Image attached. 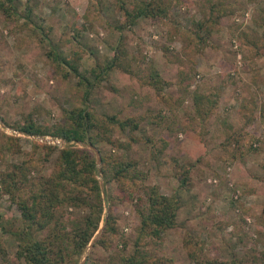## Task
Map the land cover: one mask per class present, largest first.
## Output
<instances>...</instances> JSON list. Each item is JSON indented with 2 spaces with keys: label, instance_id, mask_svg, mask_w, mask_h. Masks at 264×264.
I'll list each match as a JSON object with an SVG mask.
<instances>
[{
  "label": "rangeland",
  "instance_id": "rangeland-1",
  "mask_svg": "<svg viewBox=\"0 0 264 264\" xmlns=\"http://www.w3.org/2000/svg\"><path fill=\"white\" fill-rule=\"evenodd\" d=\"M36 3V16L48 27L51 38L56 39L73 21L80 27L79 39L88 48V53L81 60V71L90 68L97 60L104 63L112 56L116 45L125 49L126 59L135 73L114 70L110 78L116 91L109 89L105 81L101 82L90 99V105L98 114L118 113L125 117L146 113L150 107L154 111L158 109L162 104L157 101L155 90L140 80L150 63L168 81L169 85L163 91L173 98L183 94L184 82L179 77L181 69H192L189 76L191 90L196 86L201 87L200 91L203 87L209 90V87L224 84L218 107L204 125L189 120L192 101L189 97L183 101L176 119L188 125V137L182 132L171 133L164 127L155 128L142 122L139 129L127 135L117 128L111 135L123 143H126L128 135L138 140L130 141L121 149H112L108 145L102 147L106 152L123 154L136 161L139 168L147 173V185L155 184L161 193L177 194L181 198L178 225L165 230L161 243L152 246L155 254L163 257L159 264H195L189 260L184 245L186 235L202 239L208 257L227 259L233 253L245 264L249 263L248 253L261 249L264 243V226L259 228L257 222L264 206V116L259 110L264 105V39L260 25L264 20V0H181L172 8L171 20L140 18L130 28L120 31L108 24L113 22L114 14L117 15L116 0H36ZM211 4H219L225 9V14L214 24L205 50L201 54L189 52L182 38V28H187L191 20L207 18ZM29 38L26 31L10 33L0 14V100H3L0 130L19 135L24 150L29 149L28 141L33 137L12 128L23 113L42 107L39 120L48 123L61 118V107H68V101L76 102L73 98L75 79L54 81L50 76L51 62L45 55L47 46ZM253 42L259 46L258 55ZM72 45L76 46V43ZM164 45H169V50ZM251 53L255 60L250 62ZM133 98L140 100L139 106L131 105ZM253 104L257 108L250 111ZM247 117H250V122ZM224 118L234 128H243L258 136L257 150L233 163L224 162L223 158L228 156L225 150L232 148L223 144L230 134V131L226 132L228 128ZM147 136L169 139V145L157 160L153 158L151 148L144 143L143 137ZM35 139L55 144L58 141L59 147L67 144L50 136H37ZM76 145L92 149L97 163L98 150L94 146L91 148L88 143ZM99 157L98 170L101 167L100 153ZM5 160L4 164L0 163V169H11L13 163L21 160V155H11ZM182 164H194L187 190L179 188ZM212 171L219 176L212 175ZM98 175L104 188L100 171ZM242 207L249 209L243 213ZM107 210L106 202L105 214ZM112 212L116 217L118 238L124 237L130 243L139 223L133 205L117 202ZM0 214L7 227L14 229L20 223L17 207L9 203L6 196L0 198ZM0 238L8 253L5 259L0 257V264H20V260L14 259L16 243L1 233ZM90 248L91 243L79 264L85 263ZM109 253L98 248L92 256L107 263Z\"/></svg>",
  "mask_w": 264,
  "mask_h": 264
},
{
  "label": "trees",
  "instance_id": "trees-1",
  "mask_svg": "<svg viewBox=\"0 0 264 264\" xmlns=\"http://www.w3.org/2000/svg\"><path fill=\"white\" fill-rule=\"evenodd\" d=\"M179 3L181 0H116L117 15L114 14L113 22L108 24L120 31L130 28L140 18L171 20V10ZM36 7V0H0V14L10 33L26 31L30 38L47 46L45 55L51 62L50 76L54 81L59 83L75 79L76 92L72 94L76 102L68 101V107H61V118L48 123L39 120L42 107H34L23 113L12 128L33 137L28 141V150L22 148L19 135L0 130V163L4 164L8 156L21 155V160L13 163L11 169H0V198L6 196V200L17 207L20 223L14 229L7 227L0 214V233L16 243L14 259L20 260V264H79L90 243L91 248L84 264H159L163 257H158L152 246L161 243L165 230L178 225L181 198L177 194L161 193L155 184L147 185V173L139 168L136 161L123 154L106 152L102 146L121 149L129 145L130 141L138 140L128 135L126 143H123L111 135L115 128L127 135L139 129L142 122L155 128L164 127L171 133L182 132L188 137V125L176 119L177 110L183 101L186 97L192 101L189 120L204 125L218 107L224 84L209 87V90L203 87L200 91L201 87L198 86L191 90L189 76L192 75V69H181L179 77L184 82L183 94L173 98L163 91L169 85L168 81L150 63L140 80L155 90L157 101L162 104L158 109L154 111L150 107L146 113L125 117H120L118 113L98 114L90 105V99L101 82L105 81L109 89L116 91L110 78L114 70L135 73L126 59L125 49L116 45L112 56L104 63L97 60L90 68L81 71V60L88 53V48L79 39L80 27L73 21L65 32L53 39L48 35V27L36 16ZM224 14L225 9L219 4H211L207 18L191 20L187 28H182V38L189 52L201 54L205 50L214 24ZM260 25L264 39V20ZM51 41H54L53 45ZM73 42L76 46L72 45ZM256 43L253 42V48L258 55L259 46ZM164 48L169 50L170 47L164 45ZM254 57L251 53L250 62L255 60ZM262 82L264 86V79ZM2 102L0 100V108ZM131 105L139 106L140 100L131 99ZM256 108V104H253L249 110ZM259 110L264 116V105ZM250 120L247 117V121ZM223 122L229 129L226 132L230 131L223 144L225 147L232 146L231 150H225L228 156L223 158L224 162L233 163L257 150L258 136L243 128H234L227 118ZM37 136L63 139L67 144L59 147L55 143L36 140ZM143 139L156 160L169 145V139L163 136L158 139L147 136ZM82 143H88L99 151V170L94 151L76 145ZM193 165H183L180 189H189ZM98 171L102 174L104 188L99 182ZM200 174L205 175L204 172ZM211 174L219 176L215 171ZM106 202L108 210L105 214ZM117 202L131 203L139 219L130 243L124 237L118 238L116 217L112 212ZM248 209L242 207L243 213ZM101 221L103 227L100 229ZM257 222L259 228L264 226V206ZM184 245L189 260L195 264H245L233 253L227 259L208 257L204 251L207 249L205 242L196 237L186 235ZM98 248L110 252L107 263L92 256V252ZM7 256L6 247L0 238V257L5 259ZM248 261L247 264H264V243L261 249H253L248 253Z\"/></svg>",
  "mask_w": 264,
  "mask_h": 264
},
{
  "label": "water",
  "instance_id": "water-1",
  "mask_svg": "<svg viewBox=\"0 0 264 264\" xmlns=\"http://www.w3.org/2000/svg\"><path fill=\"white\" fill-rule=\"evenodd\" d=\"M61 142H66L65 140H60ZM53 143H55V142H53ZM57 145L59 144V142L57 141V143H56ZM60 146V145H59ZM89 147H91V148H93V146H91V145H89ZM96 155H97V166H98V164H99V162H100V157H99V153H98V151H96ZM81 264H83V261L81 262Z\"/></svg>",
  "mask_w": 264,
  "mask_h": 264
}]
</instances>
